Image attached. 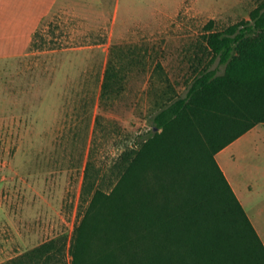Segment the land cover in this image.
Instances as JSON below:
<instances>
[{
  "label": "rangeland",
  "instance_id": "374dc122",
  "mask_svg": "<svg viewBox=\"0 0 264 264\" xmlns=\"http://www.w3.org/2000/svg\"><path fill=\"white\" fill-rule=\"evenodd\" d=\"M162 1L167 14L132 0L134 11L120 15L128 29L110 13L61 10L31 50L0 46V263L53 237L70 242L87 205V168L110 190L115 161L151 129L150 113L186 91L206 24L248 19L261 0ZM110 60L119 82L104 99ZM249 136L219 156L239 179L264 169V124Z\"/></svg>",
  "mask_w": 264,
  "mask_h": 264
},
{
  "label": "trees",
  "instance_id": "16d2710c",
  "mask_svg": "<svg viewBox=\"0 0 264 264\" xmlns=\"http://www.w3.org/2000/svg\"><path fill=\"white\" fill-rule=\"evenodd\" d=\"M53 23L41 24L29 50ZM213 24L186 91L150 113L151 129L115 161L112 188L87 168V205L70 242L53 237L0 264H264V243L216 158L264 122V0L248 19ZM112 62L104 99L118 87Z\"/></svg>",
  "mask_w": 264,
  "mask_h": 264
},
{
  "label": "crops",
  "instance_id": "0c3cea01",
  "mask_svg": "<svg viewBox=\"0 0 264 264\" xmlns=\"http://www.w3.org/2000/svg\"><path fill=\"white\" fill-rule=\"evenodd\" d=\"M131 1L112 0L111 4H107L102 1L87 2L85 0H0V46L17 47L30 45L35 31L41 24L46 20H51L61 10L80 15H87L90 12H103L107 15L110 13L113 14L114 24L120 25V28L128 29L126 19H121L120 15L123 8L131 9ZM183 2L184 0L180 6ZM163 4L162 0L156 1L154 4H152L151 0H145L143 5L148 7L147 12L154 8L156 13L167 14L168 12L163 9ZM133 11L134 9L132 8L130 12L132 13ZM149 21L143 19L138 21V23H149ZM259 124H264V122ZM259 124L221 149L216 154V158L264 243V169H262L263 171L248 169L246 171L247 177L243 178L242 176L239 179L231 171L228 164L221 163L219 160L220 154L226 148L240 140L249 139L251 137L249 134L256 130ZM246 154L248 155L249 153L247 152ZM256 196L258 200L254 202L253 199ZM247 204L249 205L247 206Z\"/></svg>",
  "mask_w": 264,
  "mask_h": 264
},
{
  "label": "water",
  "instance_id": "95a60500",
  "mask_svg": "<svg viewBox=\"0 0 264 264\" xmlns=\"http://www.w3.org/2000/svg\"><path fill=\"white\" fill-rule=\"evenodd\" d=\"M156 129V128H155Z\"/></svg>",
  "mask_w": 264,
  "mask_h": 264
}]
</instances>
